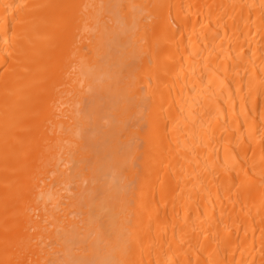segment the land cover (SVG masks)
Masks as SVG:
<instances>
[{"label": "bare ground", "instance_id": "obj_1", "mask_svg": "<svg viewBox=\"0 0 264 264\" xmlns=\"http://www.w3.org/2000/svg\"><path fill=\"white\" fill-rule=\"evenodd\" d=\"M0 264H264V0H0Z\"/></svg>", "mask_w": 264, "mask_h": 264}]
</instances>
